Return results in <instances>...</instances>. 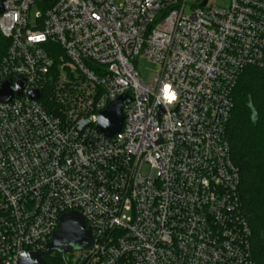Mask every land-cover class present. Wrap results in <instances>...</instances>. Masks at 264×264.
Segmentation results:
<instances>
[{"label":"built area","instance_id":"1","mask_svg":"<svg viewBox=\"0 0 264 264\" xmlns=\"http://www.w3.org/2000/svg\"><path fill=\"white\" fill-rule=\"evenodd\" d=\"M0 32V90L26 82L0 101V264L43 253L72 212L94 243L61 264H257L227 128L241 75L264 69V0H8ZM142 58L159 71L141 78Z\"/></svg>","mask_w":264,"mask_h":264},{"label":"trees","instance_id":"2","mask_svg":"<svg viewBox=\"0 0 264 264\" xmlns=\"http://www.w3.org/2000/svg\"><path fill=\"white\" fill-rule=\"evenodd\" d=\"M8 45L0 33V59ZM234 103L227 138L240 171L239 191L252 229L253 258L257 264H264V69L249 67L244 71ZM46 262L61 264L59 255L46 257Z\"/></svg>","mask_w":264,"mask_h":264},{"label":"water","instance_id":"3","mask_svg":"<svg viewBox=\"0 0 264 264\" xmlns=\"http://www.w3.org/2000/svg\"><path fill=\"white\" fill-rule=\"evenodd\" d=\"M8 0H0V15L4 13V3ZM26 86L25 80L18 79L15 85L6 80L1 84L0 101L10 102L15 95L22 96ZM42 92H30V96L39 99ZM129 101L128 96H123L111 103L106 111L98 117L97 130L106 137H113L122 129L124 116L122 108ZM94 240L91 227H87L85 218L79 212L65 214L60 219L59 229L54 233L51 243L40 254H32L23 259L20 264H47L46 257L57 252L58 254H70L75 251L91 249Z\"/></svg>","mask_w":264,"mask_h":264},{"label":"rangeland","instance_id":"4","mask_svg":"<svg viewBox=\"0 0 264 264\" xmlns=\"http://www.w3.org/2000/svg\"><path fill=\"white\" fill-rule=\"evenodd\" d=\"M33 11L36 12L37 11V7H35L33 9ZM1 59H0V61H1ZM135 67L138 70L141 78H143V79L146 78L149 74H154V73H157L159 71L158 67L155 64L151 63L149 60H147L145 58L138 59L135 62ZM144 173L147 174L148 173V169H145ZM80 252L81 251H75V252L72 253L71 256H73L74 258H77V256L80 254ZM56 255H59V261L61 262V256L63 254H55V255H52L51 257H55Z\"/></svg>","mask_w":264,"mask_h":264},{"label":"flooded vegetation","instance_id":"5","mask_svg":"<svg viewBox=\"0 0 264 264\" xmlns=\"http://www.w3.org/2000/svg\"><path fill=\"white\" fill-rule=\"evenodd\" d=\"M55 254H58V253H57V252L52 253V255H55ZM52 255H51V256H52Z\"/></svg>","mask_w":264,"mask_h":264},{"label":"snow or ice","instance_id":"6","mask_svg":"<svg viewBox=\"0 0 264 264\" xmlns=\"http://www.w3.org/2000/svg\"><path fill=\"white\" fill-rule=\"evenodd\" d=\"M167 90V89H166Z\"/></svg>","mask_w":264,"mask_h":264}]
</instances>
